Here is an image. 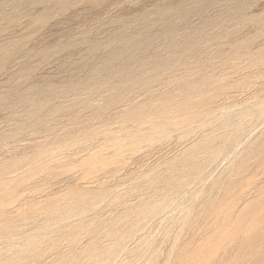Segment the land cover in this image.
<instances>
[{"label":"rangeland","instance_id":"1","mask_svg":"<svg viewBox=\"0 0 264 264\" xmlns=\"http://www.w3.org/2000/svg\"><path fill=\"white\" fill-rule=\"evenodd\" d=\"M0 264H264V0H0Z\"/></svg>","mask_w":264,"mask_h":264}]
</instances>
